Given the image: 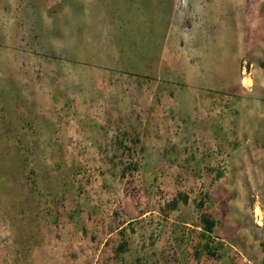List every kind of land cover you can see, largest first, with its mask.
Returning a JSON list of instances; mask_svg holds the SVG:
<instances>
[{"label": "rangeland", "instance_id": "374dc122", "mask_svg": "<svg viewBox=\"0 0 264 264\" xmlns=\"http://www.w3.org/2000/svg\"><path fill=\"white\" fill-rule=\"evenodd\" d=\"M171 3L0 0V264L264 261V0Z\"/></svg>", "mask_w": 264, "mask_h": 264}, {"label": "trees", "instance_id": "16d2710c", "mask_svg": "<svg viewBox=\"0 0 264 264\" xmlns=\"http://www.w3.org/2000/svg\"><path fill=\"white\" fill-rule=\"evenodd\" d=\"M180 201H184L185 203L188 202V198L185 197V196H182L180 195L178 198H175L171 204L169 205V208L171 209H176L178 207V204ZM203 221V225H204V228L206 229V231L208 233H213L214 231V228L216 226V223L214 220H212L211 218L209 217H204L202 219ZM124 246H122L123 248ZM206 250L208 251L209 255L212 256V257H215L216 256V253L213 251V249L210 248V246H206ZM262 264H264V261L262 262Z\"/></svg>", "mask_w": 264, "mask_h": 264}, {"label": "crops", "instance_id": "0c3cea01", "mask_svg": "<svg viewBox=\"0 0 264 264\" xmlns=\"http://www.w3.org/2000/svg\"><path fill=\"white\" fill-rule=\"evenodd\" d=\"M160 0H154V2H159ZM167 2H168V4L170 3V2H172L171 4H173V5H171L170 6V8H174V0H167ZM165 17V16H164Z\"/></svg>", "mask_w": 264, "mask_h": 264}, {"label": "bare ground", "instance_id": "6f19581e", "mask_svg": "<svg viewBox=\"0 0 264 264\" xmlns=\"http://www.w3.org/2000/svg\"><path fill=\"white\" fill-rule=\"evenodd\" d=\"M251 81V80H250ZM256 214L258 215V216H261V211H260V209H258L257 211H256Z\"/></svg>", "mask_w": 264, "mask_h": 264}]
</instances>
